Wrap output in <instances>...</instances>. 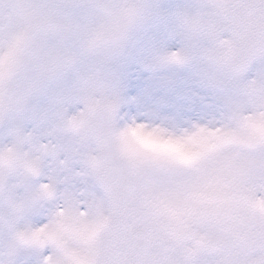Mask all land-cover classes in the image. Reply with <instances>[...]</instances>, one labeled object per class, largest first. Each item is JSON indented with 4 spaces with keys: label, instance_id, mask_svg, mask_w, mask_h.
I'll use <instances>...</instances> for the list:
<instances>
[{
    "label": "snow or ice",
    "instance_id": "1",
    "mask_svg": "<svg viewBox=\"0 0 264 264\" xmlns=\"http://www.w3.org/2000/svg\"><path fill=\"white\" fill-rule=\"evenodd\" d=\"M147 13L0 0V141L9 165L31 161L0 264H264V0H201L182 18L208 42L216 104L172 131L123 122L105 74Z\"/></svg>",
    "mask_w": 264,
    "mask_h": 264
},
{
    "label": "rangeland",
    "instance_id": "2",
    "mask_svg": "<svg viewBox=\"0 0 264 264\" xmlns=\"http://www.w3.org/2000/svg\"><path fill=\"white\" fill-rule=\"evenodd\" d=\"M155 1H159L155 5H171L180 15L171 24L172 39L163 44L152 42L144 60L130 59L123 73L112 70L106 77L118 95V114L123 122L152 123L172 131L209 119L216 98L207 85L209 67L203 53L208 42L194 38L182 23V18L198 6L191 0H181L179 6L175 4L178 0ZM152 15L148 26L156 28L163 23V14L155 9ZM170 54L180 58L165 59Z\"/></svg>",
    "mask_w": 264,
    "mask_h": 264
},
{
    "label": "clouds",
    "instance_id": "3",
    "mask_svg": "<svg viewBox=\"0 0 264 264\" xmlns=\"http://www.w3.org/2000/svg\"><path fill=\"white\" fill-rule=\"evenodd\" d=\"M147 8L148 6L140 0ZM9 119V111L0 109V125L5 124ZM10 147L0 141V238L6 234V226L12 219H18L19 213L17 205L20 197L24 194L23 180L31 161L26 160L24 151L17 152L15 162L9 165L5 159L6 151ZM30 221V220H29ZM30 224L36 225L35 219Z\"/></svg>",
    "mask_w": 264,
    "mask_h": 264
}]
</instances>
